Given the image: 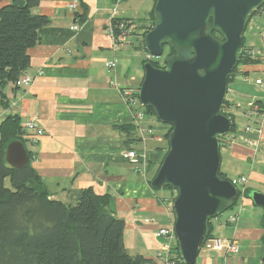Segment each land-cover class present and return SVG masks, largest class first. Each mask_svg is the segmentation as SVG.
Segmentation results:
<instances>
[{
  "label": "crops",
  "instance_id": "obj_1",
  "mask_svg": "<svg viewBox=\"0 0 264 264\" xmlns=\"http://www.w3.org/2000/svg\"><path fill=\"white\" fill-rule=\"evenodd\" d=\"M9 1L0 0V6ZM155 1L78 0L76 10L69 11L68 0H39L32 12L46 16L49 22L39 29L38 43L27 50L30 61L23 75L32 81L27 86L6 84L0 99V122L6 115L16 114L22 126L34 118L43 128L37 143L26 140L24 144L51 198L70 202L76 191L88 187L96 194H109L108 208L125 222V248L149 259L148 264H156L161 241L155 236L156 229L174 222L171 203L160 199L168 195H159L149 182L166 150V127L156 126L150 116L136 122L134 109L121 95L122 89L136 90L143 80L144 72L134 73L144 60L142 34L135 32L140 43L134 46L127 40L129 31L120 40H113L104 31L116 20L148 25ZM73 23L80 25L77 31L70 30ZM263 34L264 5L243 31L244 46L256 58L240 64L227 85L225 98L230 102L235 129L219 147V171L230 180L244 176L246 182L237 185L241 191L262 193L264 86L258 82L264 84ZM111 60L115 61L113 69L105 65ZM250 101L263 109L259 122L253 123L260 128L258 133L244 130L249 121L243 110ZM146 129L152 133L142 134ZM248 139L254 144H248ZM130 147L140 155L137 164L124 156ZM231 210L237 213V221L213 218L211 233L235 240L238 253L202 250L198 264H264L260 260L262 209L242 194Z\"/></svg>",
  "mask_w": 264,
  "mask_h": 264
},
{
  "label": "water",
  "instance_id": "obj_2",
  "mask_svg": "<svg viewBox=\"0 0 264 264\" xmlns=\"http://www.w3.org/2000/svg\"><path fill=\"white\" fill-rule=\"evenodd\" d=\"M264 0H156L155 23L142 35L145 51L161 56L163 44L177 53L164 67L145 61L138 98L151 107L157 119L172 126L168 151L150 181L154 190L170 186L177 193L172 201L173 228L183 264H195L207 222L235 202L238 187L219 176V138L231 121L222 113L227 78L242 50L248 18ZM212 27L223 40L204 32ZM144 27V26H142ZM187 50L192 56L184 57ZM5 160L14 168L29 161L25 144L6 145ZM248 198L263 211L264 193L249 190ZM215 254V252H213ZM264 263V244L261 249Z\"/></svg>",
  "mask_w": 264,
  "mask_h": 264
},
{
  "label": "trees",
  "instance_id": "obj_3",
  "mask_svg": "<svg viewBox=\"0 0 264 264\" xmlns=\"http://www.w3.org/2000/svg\"><path fill=\"white\" fill-rule=\"evenodd\" d=\"M38 3L39 0H10L0 6V99H3L5 85L16 86L25 73L30 61L27 50L38 43L39 29L49 22L46 16L32 12V8ZM263 5L264 3L252 15ZM154 23L152 12L151 22L144 25L142 35L151 29ZM131 25L129 21L125 22L127 29ZM120 32L121 30L115 28V34L118 35ZM204 32L212 34L218 40H223L212 27L211 20L205 26ZM162 47L163 52L167 49L165 58L177 53L168 44H163ZM181 54L184 57L192 56L187 50L181 51ZM255 58L250 49L244 46L242 35V50L236 66L227 78V85L233 80L240 64ZM145 61L147 60L144 59L143 63ZM150 62L157 67L166 65V60L162 65L153 58ZM138 90L139 88L133 90L137 97ZM254 102L258 113H262V107L258 102ZM141 106L146 113L145 116L150 113L155 115L151 107ZM229 108L230 102L224 98L222 113L231 121L227 133L235 129L234 115ZM163 125L166 127L163 136L167 146L162 159L168 151V137L172 130L171 125L165 123ZM226 134L219 138V147L223 144ZM13 140L24 143L27 136L20 118L16 114H8L0 122V264H147L149 262V259L140 254H130L125 248L123 242L125 222L108 208L109 194H96L91 187H88L76 191L74 200L70 202L51 198L50 192L31 164L30 150L27 149L29 161L26 165L14 168L7 164L5 148ZM161 161L149 182L156 174ZM219 176L226 178L220 171ZM164 188L172 189L170 186ZM248 192L249 190L237 189L235 202L227 205L225 210L232 209L242 194L248 197ZM175 196L176 193L173 197L169 195L160 199L168 200L172 208ZM210 222L211 220L207 222L204 240L214 237ZM173 249L178 256L177 242Z\"/></svg>",
  "mask_w": 264,
  "mask_h": 264
},
{
  "label": "built area",
  "instance_id": "obj_4",
  "mask_svg": "<svg viewBox=\"0 0 264 264\" xmlns=\"http://www.w3.org/2000/svg\"><path fill=\"white\" fill-rule=\"evenodd\" d=\"M77 7H78V0H68L67 8L69 11H75ZM125 22L127 21L119 20L118 22L113 23L108 29L104 31L105 34L108 35L113 40H115L116 38L117 40H120L129 31V29L125 27ZM79 28L80 25L78 23H73L70 25V30L72 31H77ZM115 28L121 30V32L118 35L114 33ZM261 39L264 40V34L261 36ZM152 58L153 56L150 53L144 51L145 60L150 61ZM105 65L108 68L113 69L115 68V61L114 60L107 61ZM31 81H32V77L28 75H23L18 80L17 85L27 86L31 83ZM258 84H260V86H264L262 82H258ZM121 95L125 100V102L128 104V106L134 109V115L137 120L136 122L142 120L145 117V113L143 112V110L136 107V104L138 102L140 103V101L139 98L135 95V93L130 88H124L121 90ZM243 114L244 117L247 119V121H249L244 128L245 132H252V131H255L257 133L260 132V128L257 125H253V123L257 124L259 122V116L261 115V113H258V108L254 101H250L245 105ZM23 130L26 131L27 140H29V142L32 144L37 143L41 138V136H43L44 134L43 128L34 118H30L29 120L24 122ZM141 132L142 134L144 132L151 134L152 130L146 129V130H141ZM247 142L248 144H254L253 140L248 139ZM124 156L133 164L139 163L140 155L134 147H130L126 149L124 151ZM138 169L139 168L136 167V170ZM231 181L236 186L243 185L246 182V178L244 176H240L236 180H231ZM236 221H237V213H231L227 216L226 222L235 223ZM155 236L161 240L160 246L155 254L156 264H183V262L180 259L179 253L177 256L175 253L176 250L173 249V246L175 245L176 242L173 224L170 226L158 227L155 231ZM200 249L205 252L222 251L226 254H237L239 251V248L235 240L228 238L223 239L220 237H211L206 240H203Z\"/></svg>",
  "mask_w": 264,
  "mask_h": 264
},
{
  "label": "rangeland",
  "instance_id": "obj_5",
  "mask_svg": "<svg viewBox=\"0 0 264 264\" xmlns=\"http://www.w3.org/2000/svg\"><path fill=\"white\" fill-rule=\"evenodd\" d=\"M134 23H136V25H134V24H132L130 27H129V34L126 36L128 39L127 40H130V41H132L133 42V45L134 46H137V45H139V43H140V40H138L137 41V39H138V37H136L135 36V32H137L138 34H142V32H143V28L144 27H142V25H143V23H142V21H140V22H138V21H135ZM133 31V32H132ZM209 34V33H208ZM209 35H211V36H213L212 34H209ZM137 38V39H136ZM136 49V48H135ZM131 50H134V48H132L131 47ZM166 50L167 49H164V52L161 54V56H159V57H154L153 56V59L154 60H157V61H159L160 62V64L162 65V62H164V60H166V62H167V59L170 57V56H167V58H165V52H166ZM141 51V50H140ZM142 52V51H141ZM143 73L144 72V70H143V66L142 65H138V69H136V71H134V73H137V74H140V73ZM133 73V72H132ZM130 85H132V83L130 82ZM129 87V86H128ZM138 102V101H137ZM139 103V102H138ZM138 103L136 104V107H138V108H140L141 110H143V107L141 106V104L139 103V105H138ZM146 114V113H145ZM151 117L154 121H155V124H156V126H159L160 124L161 125H163V123H161V122H159L156 118V116L155 115H152L151 113L150 114H148V116L146 115L145 116V118H147V117ZM144 118V119H145ZM25 144H26V146H28L27 145V143L25 142ZM236 178V177H235ZM175 190L174 189H170V188H161V189H158V190H156V192L159 194V195H170V196H174L175 195V193H176V191L174 192ZM176 195H177V193H176ZM171 197V198H172ZM234 211H232L230 208H228V209H226V210H224L219 216H217V217H215L216 219H220L221 221L222 220H224L230 213H233ZM212 220H215V219H213L212 218ZM214 233H216V232H214ZM201 252H202V250L200 249V251H199V254H201ZM198 262H199V256L197 257V262L195 263V264H198ZM148 264V263H147Z\"/></svg>",
  "mask_w": 264,
  "mask_h": 264
}]
</instances>
